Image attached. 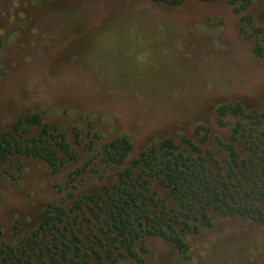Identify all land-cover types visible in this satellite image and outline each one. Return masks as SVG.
I'll return each instance as SVG.
<instances>
[{"label": "rangeland", "instance_id": "1", "mask_svg": "<svg viewBox=\"0 0 264 264\" xmlns=\"http://www.w3.org/2000/svg\"><path fill=\"white\" fill-rule=\"evenodd\" d=\"M251 2L238 13L229 0H188L181 7L151 0H0V135L17 119L39 114L78 155L59 173L39 158L0 167V250L36 232L47 206H73L69 194L79 198L114 182L122 166L100 155L110 142L131 139L127 164L182 136L216 150L212 140L202 145L195 129L207 126L212 137L227 139L230 129L217 123L220 105L240 102L264 112V58L240 30L248 16L264 42V0ZM90 154L93 164L85 167ZM153 190L176 205L163 188ZM210 216L212 227L200 234L194 233L198 216L187 220L188 258L153 236L145 239V264H264V223ZM121 264L140 263L124 257Z\"/></svg>", "mask_w": 264, "mask_h": 264}, {"label": "trees", "instance_id": "2", "mask_svg": "<svg viewBox=\"0 0 264 264\" xmlns=\"http://www.w3.org/2000/svg\"><path fill=\"white\" fill-rule=\"evenodd\" d=\"M151 1L181 7L188 0ZM229 3L241 13L252 2ZM240 30L255 39V53L264 58L263 30L248 16L242 17ZM216 116L219 127L230 129L227 139L212 137L207 126L195 129L201 144L212 140L216 150L203 149L182 136L181 143L164 139L127 164L133 151L131 139L122 136L110 142L100 155L106 164L122 166L114 182L79 198L69 194L75 200L73 206H47L36 232L15 245L3 246L0 264H121L124 257L145 264V239L153 236L174 244L188 258L190 246L182 236L191 217L198 216L201 223L194 227L195 234L202 227H212L210 214L214 212L224 217L246 215L264 223V112L231 102L220 105ZM33 128L40 129L38 135L32 134ZM66 139V134L45 123L39 114L19 118L0 135V167L13 163L14 158H39L59 173L78 160ZM89 157L85 167L93 164L95 156ZM82 172H74L72 182ZM155 187L166 190L176 205L170 208Z\"/></svg>", "mask_w": 264, "mask_h": 264}]
</instances>
